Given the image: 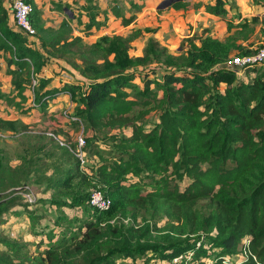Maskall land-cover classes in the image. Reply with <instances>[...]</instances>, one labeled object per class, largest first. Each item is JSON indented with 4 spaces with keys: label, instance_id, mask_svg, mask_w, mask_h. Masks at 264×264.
I'll use <instances>...</instances> for the list:
<instances>
[{
    "label": "trees",
    "instance_id": "16d2710c",
    "mask_svg": "<svg viewBox=\"0 0 264 264\" xmlns=\"http://www.w3.org/2000/svg\"><path fill=\"white\" fill-rule=\"evenodd\" d=\"M29 2L33 8L30 23L40 49L48 53L41 54L26 37L8 28L0 0V50L7 54L6 75L13 89L10 95L0 93V99L10 101L17 94L12 99L19 98L20 102L14 107L24 113L28 110L24 108L27 88L26 106L42 111L50 105L51 94L66 91L72 115L80 120L83 132L86 128L92 133L86 137L82 132L86 171L79 169L73 155L76 138L70 143V133L66 136L60 131L63 129H54L50 140L67 156L70 166L58 171L45 190L67 191L77 180L74 186L91 189L80 198V206L88 205L93 191L108 197L111 205L104 212L94 210L96 221L84 223L73 241L50 246L36 256L29 253V243L10 240L0 233V264H116L118 260L135 261L149 251L169 264L188 251L193 252L188 264H204L201 260L210 259L212 254L210 264H222L221 257L238 254L245 237L250 238L249 249L256 258V262L249 259L245 264H264V75L235 83L238 79L234 73L218 69L233 53H252L244 51L238 42L254 33L257 25L264 45V17L228 24L222 40L212 37L208 29L195 33L184 41L186 50L182 45L176 55L149 37L141 54L135 55L132 43L141 36L140 30L132 29L126 37L103 36L86 44L80 37L71 36L66 22L55 30L45 27L34 0ZM258 3L264 4V0ZM228 4L227 0H215L207 7L213 15L226 18ZM133 8L138 11L136 5ZM175 8L184 7L176 4ZM111 11L115 18H121L120 24L130 25L132 17L124 19L116 7ZM87 14L89 26H96L94 8L88 7ZM49 58L65 62L87 83L69 76L70 81L45 91L51 80L41 74ZM152 64L165 69L161 75L162 98L150 91L154 82L147 80L145 91L135 92L133 73H127ZM35 75L37 107L31 104L30 92ZM138 107L141 109L133 115ZM152 111L159 112V120L144 130L138 124ZM70 125L80 131L79 123ZM22 126L17 120L0 117V140L5 134L17 135ZM125 129L131 133L113 134L107 140L98 136L105 130ZM99 142L107 149H100ZM3 154L0 149V227L18 208V201L26 204L17 191L32 182L37 166L33 159L12 166L8 154ZM185 180L189 182L181 190ZM145 209L153 218L172 222L164 238L152 237L148 225L140 229L133 225L100 227L119 216L129 217L136 224ZM106 234V242L98 244ZM197 234L205 237L196 238L200 245L195 249L188 237Z\"/></svg>",
    "mask_w": 264,
    "mask_h": 264
},
{
    "label": "rangeland",
    "instance_id": "374dc122",
    "mask_svg": "<svg viewBox=\"0 0 264 264\" xmlns=\"http://www.w3.org/2000/svg\"><path fill=\"white\" fill-rule=\"evenodd\" d=\"M11 1L12 0H8V9L11 6ZM86 1L87 0H68V2L62 3L60 0H38L37 6L40 9L41 14L44 15L43 24L54 30L59 27L62 21H64L63 17H67V14L62 12L65 10H63L64 6H67L68 9H70L69 13H71L69 16L74 18V22L69 21L70 25L83 32L85 37L93 35L98 41L103 37L102 32H106L105 30L112 32L111 35H116V32L120 28L119 22L115 21L112 16V7L118 5L122 15L128 17V15L134 11L133 5H136L138 7L137 16H132L131 24L133 25L134 30H140L142 34L132 43L133 53L135 55H140L144 49L146 41L149 37L153 36V33L158 31L162 32V35L164 34L163 37L162 35H157L160 43L168 48L170 54L176 55L180 52V47L182 45V50H186V48H184L186 46L184 45V41L194 35V27L192 26V28L189 29V20L191 19L190 12L193 9L206 10L209 12L207 4L214 0H88V5ZM164 1H168L170 6L158 9L159 5ZM229 2L230 4L226 5V7L229 8L226 17L232 15L233 17H230L235 20H230V22L227 21V25L230 23L237 25L243 20L251 22L252 17L256 16L262 18L264 15V4H259L258 0H229ZM176 4H179L184 8L176 9ZM88 7L94 8L97 20L99 21L96 26H89V18L87 14ZM54 11H58L62 16L51 13ZM210 14L213 13L211 12ZM176 19H179V22L178 24L173 25L177 26L180 24L184 26V31L188 29L189 32L190 30L188 34L191 35H188L187 32L183 33L177 29L169 30V26H171V23H174ZM70 25L68 23L66 24L67 28L72 31ZM202 28V26L197 27L196 31L200 32ZM123 30L124 29L121 31ZM26 39L33 43L32 47L34 49L38 50L41 54L47 55V50L43 51V49H40L38 36ZM91 40L92 39L90 38L86 40L85 43L89 44L91 43ZM238 44H241L244 51L249 50L250 52L257 50L262 46L260 26H255L254 33L250 34L246 39L239 40ZM51 62H53L51 66L53 67L52 74H47L50 69L47 67L43 73L44 78H50L55 84H62L66 80L70 81V75L67 74L66 71L68 70L65 65L62 62L54 63L55 60H51ZM47 64L48 63H46L45 66ZM153 70L155 71V74H151ZM57 72L62 74L59 80H54L51 77ZM164 72L165 69L162 66L152 64L147 67H137L127 73H133L132 83L136 87L134 89L135 92H144V85L147 80L152 83L154 82L153 85L150 86V91L155 93L157 98H162L163 90L161 88V75ZM239 72L238 76L241 78L239 80L235 79V83H237V81L249 80L251 74L255 76L264 75V66H258ZM71 76L73 80L80 79L78 74L74 71ZM9 78L10 77L6 75V71L3 72L0 67V93L10 95L13 92ZM81 81L83 82V80ZM51 86L57 87L51 82V84L45 88V91L51 90ZM220 89L222 90L223 86H221ZM28 92L29 91L26 88L24 91L26 98L24 108H27L28 110L24 113L17 111L14 107V103L20 102L19 98L12 99L13 96L17 94L12 95L10 101L4 98L0 99V117H4L8 120H17L23 125L17 135L9 136L8 134H5L3 136V140H0V149L5 153L3 156L6 157L8 154L12 166L21 165L24 164L25 161L33 159L37 166L36 170H33L32 182L31 180L28 181L30 183L28 186L31 187L36 194L37 202L35 205L29 207L23 202L18 201V208H14L11 214L4 218L5 224L0 227V233L10 240L29 243V253L36 256L50 246L56 247L63 243H70L75 237H78L79 230L84 223L88 221L95 222L96 217L95 211L89 208L87 202L82 206L79 205L80 198L85 193H90L91 189L86 191L83 187L74 186V184L78 182L77 180L72 182V186L67 191H56L53 189L45 190L47 182L51 178H55L58 171H65V169L70 166L67 162V156L63 154L60 147L50 140L52 134L47 133H52L54 129L61 128L63 130L60 131H62L64 135L69 136L70 133L73 136V138H70L69 140L70 143H73V139L77 138L80 131L78 132L75 125H70V123H67L63 120V117H61L62 111L68 103L65 97L63 98V96L60 95L55 101H51L46 110L40 111L37 108L31 110L26 106ZM139 98L143 97L140 96ZM140 109L141 108L139 107L135 108L133 115H136ZM159 116V112L152 111L147 117L140 120L138 125H141L144 130L151 129L158 122ZM22 131H25L23 132L24 134L19 135ZM117 133L126 136L131 133V130L125 129L121 132L116 130L109 132V130H105L98 136L100 138L104 137L105 140H107L108 136ZM83 134L84 136L89 137L92 133L84 128ZM99 148L107 149V145L99 142ZM188 182V180H185L180 184L181 190H183ZM170 224H172V222L164 217H151L149 210L145 209L141 211L136 224L132 223V220L129 217L119 216L118 218L111 220L109 225L100 224V227L105 228L106 226H110L111 228H122L133 225L135 229H140L148 225L152 237L156 236L164 238L169 233L168 227ZM199 236L200 238L205 237L203 234H197L194 238L192 236H189L188 238L191 239L196 246L198 242H195V240ZM108 237L109 235L106 234L102 239L98 240V244L106 242ZM38 243H42V246H38ZM61 251L62 250H59L57 253H60ZM211 256L210 259L203 260H211L213 254ZM116 264L169 263L149 251L135 261L118 260Z\"/></svg>",
    "mask_w": 264,
    "mask_h": 264
},
{
    "label": "built area",
    "instance_id": "2783aa9c",
    "mask_svg": "<svg viewBox=\"0 0 264 264\" xmlns=\"http://www.w3.org/2000/svg\"><path fill=\"white\" fill-rule=\"evenodd\" d=\"M14 24L18 30V33L22 34L26 38H33L36 36L35 29L32 27L30 23V15L32 14L33 8L32 5L30 4L29 0H12L11 1V6L9 8ZM28 63L29 60L25 59ZM258 66H264V45L260 46L257 50L253 51L251 54L247 55H232L228 58V60L223 64V67H219L218 69H225L227 71H231L232 73L235 74L237 79L239 80L241 77L238 76L239 71H244L246 69L258 67ZM215 69V70H218ZM34 76V75H33ZM255 77V75H254ZM37 76L35 75L34 78H32V86L30 88L31 96H32V105L34 107H37V105L34 102V88L37 86ZM66 83V82H65ZM60 95L63 96V98H66V101L68 102L67 105L65 106V109L62 111L61 117H63V120L66 121L67 123H74L77 122L80 125V134L76 138V145L77 148L76 150L73 151V155L76 157V159L79 162V169L82 171H86V159L85 156L82 152V148L85 145V141L82 135L83 132V126L80 124V120L72 115V102L70 99V95L66 91H61L56 94H51V100H54L58 98ZM47 134H52V133H47ZM53 134H52V136ZM56 141L59 143L61 146H65L68 148L70 151L71 149L69 148V145L66 144L64 141H62L60 138H56ZM17 196L23 199V201L28 204V205H33L36 203L37 197L33 191V189L29 186H25L24 188L20 189L17 191ZM88 205L95 211L97 212H104L107 211L110 208V200L108 197L104 196L101 192L99 191H93L88 199ZM203 239V238H201ZM249 243H250V238L245 237L241 240V246L239 249L238 254L236 255H226L221 257L222 264H244L246 263L249 259H252L253 261L256 262V258L254 255H252L250 249H249ZM200 243H197L195 246V249L199 248ZM193 252L188 251L185 254H182L175 258L172 261V264H188L190 258H192ZM201 263L204 264H210L211 262L201 260Z\"/></svg>",
    "mask_w": 264,
    "mask_h": 264
},
{
    "label": "crops",
    "instance_id": "0c3cea01",
    "mask_svg": "<svg viewBox=\"0 0 264 264\" xmlns=\"http://www.w3.org/2000/svg\"><path fill=\"white\" fill-rule=\"evenodd\" d=\"M62 3L63 2H68V0H60ZM215 1V0H214ZM214 1H210L208 4H207V6L208 5H213V3H214ZM34 2H35V4L37 5L38 4V0H34ZM227 2H229V0H227ZM149 4H152V3H149ZM2 6H3V8L6 10V17H7V25H8V28L11 30V31H14V32H18V30H17V28H16V26H14V21H13V17H12V14H11V12L9 11V9H8V0H3V4H2ZM115 6V5H114ZM156 6V5H155ZM116 8H118L119 9V6L118 5H116L115 6ZM37 8H38V6H37ZM39 9V8H38ZM65 9V10H64ZM151 9V8H150ZM40 10V9H39ZM63 10L64 11H62L64 14H67V17H63L64 18V21L66 22V24L68 23L69 25H70V23H69V21H72V22H74V18L72 17V16H69V15H71V13H69V11H70V9H68V7L67 6H64V8H63ZM227 10H228V8H227ZM51 13H53V14H57V15H60V16H62L61 14H59V12L58 11H54V12H51ZM191 19L189 20V25H190V28L189 29H191L192 28V26L194 27V29H193V34H195L196 32H198V31H196V29H197V27H200V26H202L203 28H202V30L200 31V32H198V34H200L203 30H205V29H208L209 30V32H210V35L212 36V37H214V38H216V39H219V40H222L225 36H226V26H227V21H229V19L230 20H235V19H232L231 17H233L232 15H230L229 17H226V18H222V17H218V16H216V15H213V14H210L208 11H204V10H199V9H193L191 12ZM121 15H122V13H121ZM112 16H113V14H112ZM132 16H137V11H133L130 15H128V17H125L124 15H122L121 17H123L124 19H128V18H130V17H132ZM41 17H42V19H43V17H44V15H42L41 14ZM113 18H114V20L115 21H118L119 22V30L116 32L117 34L116 35H120V36H124V37H126L130 32H131V30L134 28L133 27V25L130 23V25H128V26H123L122 24H120V21H121V18H115L114 16H113ZM64 21H62V22H64ZM88 21H89V19H88ZM96 21H97V23L99 22L98 20H97V17H96ZM178 22H179V19H176L175 20V22L174 23H171V26H169V30H174V29H177V30H180V31H182L183 33H185V32H187V34L190 32V30H189V32H188V29L186 30V31H184V26H182V25H177V26H175V25H173V24H178ZM45 25V24H44ZM170 25V24H169ZM45 27H49V26H46L45 25ZM70 27H71V29H72V31H71V36H74V37H80L84 42L86 41V40H88V39H92L90 42L91 43H93V42H96L97 41V39H95V37L93 36V35H90V36H88V37H85L84 36V33L83 32H81L78 28H73L71 25H70ZM122 29H124L123 31H121ZM106 32H102V36H112L111 34H112V32H109V31H107V30H105ZM124 32V33H123ZM123 33V34H122ZM162 35V32H155V33H153V38H157L156 40H158L159 41V37L157 36V35ZM164 35V34H163ZM163 35H162V37H163ZM188 35H191V34H188ZM193 36V35H192ZM160 42V41H159ZM7 54H5V52L3 51V50H0V67L2 68V71L3 72H5L6 71V65H5V61H4V59H5V56H6ZM51 60H55V62L54 63H63L64 65H65V67L67 68V70L68 71H66V70H63V71H66L67 72V74L68 75H70L71 76V74H72V72L74 71L73 69H71L70 67H69V65L68 64H66L65 62H63V61H61V60H58V59H52V58H49V62H48V64L45 66V67H43V69H42V74H41V76H43V73H44V71L47 69V67H49L50 69L48 70V72H47V74H52L51 72L53 71V67H51L52 66V63L53 62H51ZM55 66V65H54ZM55 67H57V66H55ZM60 72V71H59ZM59 72H57L54 76L52 75V77L51 78H53L54 80H59V78H60V76H61V74L62 73H59ZM71 73V74H70ZM5 74V73H4ZM59 75V76H58ZM9 77V76H8ZM44 77V76H43ZM254 77V75L253 74H251L250 76H249V80H251L252 78ZM10 79V78H9ZM48 79H50V78H48ZM82 80V79H81ZM248 79H247V81H245V80H243V82H248L249 81ZM52 82V84L53 85H56L57 87L59 86V84H55L53 81H51ZM51 82H50V84H51ZM64 82H68V80L67 81H64ZM63 82V83H64ZM50 84H48V86L50 85ZM47 86V87H48ZM51 88H56L55 86H51ZM53 101H55V99L54 100H52V102Z\"/></svg>",
    "mask_w": 264,
    "mask_h": 264
},
{
    "label": "water",
    "instance_id": "95a60500",
    "mask_svg": "<svg viewBox=\"0 0 264 264\" xmlns=\"http://www.w3.org/2000/svg\"><path fill=\"white\" fill-rule=\"evenodd\" d=\"M167 6H170L169 2L168 1H164L163 3H161L159 5L158 9H163V8H165ZM263 17H264V15H263Z\"/></svg>",
    "mask_w": 264,
    "mask_h": 264
},
{
    "label": "clouds",
    "instance_id": "9594fccd",
    "mask_svg": "<svg viewBox=\"0 0 264 264\" xmlns=\"http://www.w3.org/2000/svg\"><path fill=\"white\" fill-rule=\"evenodd\" d=\"M18 33V32H17ZM254 78V77H253ZM245 264V263H244Z\"/></svg>",
    "mask_w": 264,
    "mask_h": 264
}]
</instances>
